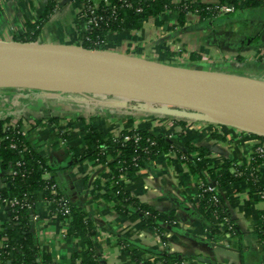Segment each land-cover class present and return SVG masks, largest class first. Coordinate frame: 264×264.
I'll list each match as a JSON object with an SVG mask.
<instances>
[{"label":"crops","instance_id":"0c3cea01","mask_svg":"<svg viewBox=\"0 0 264 264\" xmlns=\"http://www.w3.org/2000/svg\"><path fill=\"white\" fill-rule=\"evenodd\" d=\"M53 1L57 8L38 29L33 43L78 45L82 4L79 0ZM90 1L98 5L102 0ZM252 1L259 6L244 10L240 2L235 13L216 24L201 23L193 13H188L181 24L176 12H164L143 21L138 30L108 34L105 50L153 63L264 81V0ZM47 2L0 0V42H20L23 35H32L31 25L43 15ZM195 2L216 5L219 0ZM0 119H8L10 125L20 124L29 147L55 166L60 192L91 221V241L99 264H160L158 257L165 254L186 258V264H264V251L255 236L264 201L252 197L248 182L220 190L239 235L229 238L219 225V234L212 238L193 201L204 183L203 173H192L175 153L161 155L133 175L121 177L118 181L127 194L158 213L174 217V225L159 224V233L140 220L118 215L117 201L104 199L111 195L112 186V172L106 164L78 162L84 153L88 123L113 138L137 130L170 137L178 148H195L193 157L204 150L210 168L225 162L245 166L254 149L264 147L259 137L228 125L191 120L168 107L36 91L0 90ZM49 119L53 122H47ZM256 171L257 181L264 187V160ZM43 178L47 180L49 175ZM34 195L31 236L37 257L48 259L49 264H69L72 255L81 250V241L66 236L68 219L55 215L53 203L43 191ZM7 219V210L0 206V249Z\"/></svg>","mask_w":264,"mask_h":264},{"label":"trees","instance_id":"16d2710c","mask_svg":"<svg viewBox=\"0 0 264 264\" xmlns=\"http://www.w3.org/2000/svg\"><path fill=\"white\" fill-rule=\"evenodd\" d=\"M84 8L93 6L90 0H79ZM242 2V4H240ZM102 0L95 5V16L99 19L97 25H90L86 31L81 32L78 45L85 49L103 50V43L107 35L113 32L138 30L143 21L157 17L165 10L175 11L178 14V22L183 23L188 13H194L201 23L216 24L220 18L215 17L213 5H203L191 0H180L179 4H173L171 0ZM219 4H226L230 7L249 10L259 6L252 0H219ZM57 4L48 0L43 15L31 25L34 30L32 35L25 34L20 37V42H33L38 29L54 13ZM140 9V12H137ZM47 122H53L49 119ZM84 153L78 162L88 161L98 164H106L111 172L110 183L111 195H105L104 199L109 201L115 199L117 204L115 210L118 215L130 221L140 220L145 226L153 228L160 233L159 224L174 225L175 219L172 215H164L156 212L151 207L140 203L127 194L120 183L119 177L126 173L133 175L140 167L145 166L146 161H155L159 156L173 152L177 157H184L185 162L192 173H206L213 179L220 189L237 182H248L255 200L264 201L260 193L264 187L257 181V165L263 160L253 159L248 166L231 165L229 162L221 166L210 168L206 159V152L198 150V155L192 156L196 150L192 146L184 149L178 148L173 142L163 135H151L144 130L124 131L120 137L113 138L99 133L92 124L85 126ZM129 139L123 142L122 138ZM138 141L135 142V138ZM258 138V137H257ZM264 141V138H258ZM153 143V144H151ZM15 145V148H11ZM19 164V166L17 165ZM0 206L4 199L17 198L22 205L16 208H5L8 213L10 224L4 225L1 236L6 240L0 249V264H49L48 259H39L37 249L31 236V221L34 217L35 193L43 191L47 200L53 202L54 211L60 210L58 200H66L71 209V214L61 217L68 219L66 236L75 237L81 241L82 247L78 253L72 255L69 264H99V259L91 238L94 235V228L86 212L71 203L59 190L56 181L55 166L34 151L26 143L20 124L10 125L8 119H0ZM240 173V175H238ZM45 174L49 178L45 180ZM54 186L56 194L51 193ZM219 202H211V193H202V197L196 202L197 213L205 222L210 236L216 237L219 234L218 227L223 218L228 217L227 209L222 196L218 195ZM57 200V202H55ZM148 214V215H146ZM214 214L218 217L217 224L213 225ZM16 217V220L14 218ZM233 233L238 236L236 226L232 228ZM255 236L262 245L264 251V209L261 210L257 219ZM135 251H131V253ZM133 257V256H132ZM134 258V257H133ZM187 259L179 255H161L158 257L160 264H183Z\"/></svg>","mask_w":264,"mask_h":264},{"label":"water","instance_id":"95a60500","mask_svg":"<svg viewBox=\"0 0 264 264\" xmlns=\"http://www.w3.org/2000/svg\"><path fill=\"white\" fill-rule=\"evenodd\" d=\"M0 90L158 105L191 120L228 125L264 138L263 80L153 63L80 45L0 42Z\"/></svg>","mask_w":264,"mask_h":264},{"label":"built area","instance_id":"2783aa9c","mask_svg":"<svg viewBox=\"0 0 264 264\" xmlns=\"http://www.w3.org/2000/svg\"><path fill=\"white\" fill-rule=\"evenodd\" d=\"M191 1L193 2L194 0H191ZM104 3L107 4L106 0H104ZM172 3L173 4H179L180 0L172 1ZM213 6H214V10H215V15H216L215 17H217V18L222 17V16L227 15V14H233L237 10L236 8L230 7L226 4H219L218 3V4L213 5ZM140 11H141L140 9H137V12H140ZM168 11H170V10H165L164 12H168ZM193 14L196 15V11ZM80 17L82 19V25H83L82 26V32L86 31L90 25L96 26L97 21L99 20L95 16V5L87 7V8H84V6H81ZM103 47H104L103 50H98V49H93V50H95V51H106L105 50V42L103 43ZM89 50H91V49H89ZM22 133L24 134L23 128H22ZM128 139L129 138L127 136L122 138L123 142L128 141ZM167 139L170 140V137H168ZM138 140H139L138 137H136L135 142ZM151 144H153V143H151ZM11 148L14 149L15 145H11ZM255 158H261L264 160V147L260 146V147L255 148L253 151V154H252V158L249 160V162L245 166H248L250 164V162ZM180 159L182 160V159H184V157H182ZM148 163H151V161H146L145 164H148ZM17 165L19 166V164H17ZM238 175H240V173ZM125 176H127V174L123 173L119 177V179L121 177H125ZM203 179H204V183L200 185V187H199L200 191L193 197V201H195V202L199 201L202 197V193L206 192V193L212 194L211 202L214 204H217L219 202V198H218L217 194L221 196V191H220L221 189L219 187H217L216 182L213 179H211L208 174L203 173ZM51 193L54 195L56 194V190H55L54 186L51 188ZM260 197L262 199H264V192L260 193ZM58 201L60 202V210L54 211L55 215L60 216L59 213H61V214H65L66 216H69L71 214V209L68 206V202L66 200H62V199L58 200ZM55 202H57V200ZM21 205H22V203L17 198H12L10 200L4 199L1 202V206L4 208L9 207V208L13 209V208L19 207ZM146 215H148V214H146ZM213 218L215 220H217L218 217L214 214ZM14 220H16V217L14 218ZM7 224H10L9 219H7L5 225H7ZM219 225L221 226V228H224V232L226 233V235L229 238H231V237L233 238L235 236V234L232 231V228H233V226H235V224L233 223V221L230 219L229 216L223 218V220L221 221V223ZM5 240H6V238H5ZM183 264H186V263H183Z\"/></svg>","mask_w":264,"mask_h":264},{"label":"rangeland","instance_id":"374dc122","mask_svg":"<svg viewBox=\"0 0 264 264\" xmlns=\"http://www.w3.org/2000/svg\"><path fill=\"white\" fill-rule=\"evenodd\" d=\"M221 19V18H220ZM176 59H178V58H176Z\"/></svg>","mask_w":264,"mask_h":264}]
</instances>
